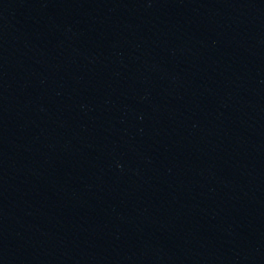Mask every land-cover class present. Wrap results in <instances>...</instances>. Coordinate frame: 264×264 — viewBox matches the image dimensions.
<instances>
[{
  "label": "water",
  "instance_id": "1",
  "mask_svg": "<svg viewBox=\"0 0 264 264\" xmlns=\"http://www.w3.org/2000/svg\"><path fill=\"white\" fill-rule=\"evenodd\" d=\"M0 264H264V0H0Z\"/></svg>",
  "mask_w": 264,
  "mask_h": 264
}]
</instances>
